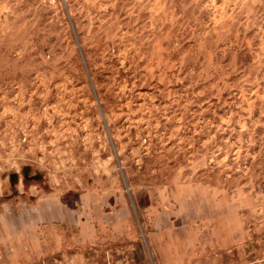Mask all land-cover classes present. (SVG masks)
<instances>
[{
  "label": "rangeland",
  "instance_id": "374dc122",
  "mask_svg": "<svg viewBox=\"0 0 264 264\" xmlns=\"http://www.w3.org/2000/svg\"><path fill=\"white\" fill-rule=\"evenodd\" d=\"M38 213L264 264V0H0V217Z\"/></svg>",
  "mask_w": 264,
  "mask_h": 264
},
{
  "label": "crops",
  "instance_id": "0c3cea01",
  "mask_svg": "<svg viewBox=\"0 0 264 264\" xmlns=\"http://www.w3.org/2000/svg\"><path fill=\"white\" fill-rule=\"evenodd\" d=\"M45 217L47 215L38 213L30 221L22 220L16 226L10 219L0 217V264H115L114 247L102 240L103 230L91 226L87 217H79L73 243L68 237L69 228L45 225ZM131 231L123 229L122 237ZM174 234L169 228L160 227H152L148 232L155 264L205 263L203 251L196 256L194 247L176 243ZM131 260L129 258V262Z\"/></svg>",
  "mask_w": 264,
  "mask_h": 264
},
{
  "label": "water",
  "instance_id": "95a60500",
  "mask_svg": "<svg viewBox=\"0 0 264 264\" xmlns=\"http://www.w3.org/2000/svg\"><path fill=\"white\" fill-rule=\"evenodd\" d=\"M29 171H30V167H26V168L23 169V173H24L26 178H28ZM17 179H18V174H11L10 175V181H11L12 184H14L15 181H17Z\"/></svg>",
  "mask_w": 264,
  "mask_h": 264
},
{
  "label": "flooded vegetation",
  "instance_id": "af4514ba",
  "mask_svg": "<svg viewBox=\"0 0 264 264\" xmlns=\"http://www.w3.org/2000/svg\"><path fill=\"white\" fill-rule=\"evenodd\" d=\"M30 172V171H29ZM28 177H29V173H28Z\"/></svg>",
  "mask_w": 264,
  "mask_h": 264
}]
</instances>
